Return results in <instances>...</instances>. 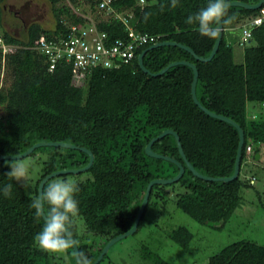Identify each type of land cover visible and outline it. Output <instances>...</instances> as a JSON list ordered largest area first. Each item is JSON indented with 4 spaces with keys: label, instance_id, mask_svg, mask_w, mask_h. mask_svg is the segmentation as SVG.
Wrapping results in <instances>:
<instances>
[{
    "label": "trees",
    "instance_id": "trees-1",
    "mask_svg": "<svg viewBox=\"0 0 264 264\" xmlns=\"http://www.w3.org/2000/svg\"><path fill=\"white\" fill-rule=\"evenodd\" d=\"M3 1L0 0V72L8 74L9 81L0 84L3 108L0 154L19 153L42 140L72 142L93 152L91 165L72 179L79 186V192L74 194L79 213L72 217L73 237L79 251H86L89 259L93 261L108 239L131 226L150 179L177 173L175 163L149 156L144 151L148 140L161 130L172 128L178 133L187 159L201 173L227 176L233 172L238 130L194 103L190 93L193 76L190 66L176 64L156 76L144 72L138 65L137 54L148 42L137 48L128 63L94 66L78 73L70 61L59 58L53 69L48 70L47 56L34 47L39 35L64 38L68 33L66 21L85 25L88 17L110 39L125 38L126 25L115 16L120 13L128 16L136 31L157 35V40L184 43L198 55L207 56L215 39L202 36L196 30L198 25H189L186 19L205 7L208 0H179L175 8L170 6V0H111V11L99 8L100 0H49L53 26L45 27L33 21L22 36L9 32L2 24ZM76 4H87V11L77 12ZM261 6L231 5L228 14L235 19L224 27L218 49L210 60L197 59L177 45H160L144 53L143 63L153 72L172 60L195 63L198 100L211 111L238 122L244 130V142L240 169L232 180H205L184 166L177 180L154 183L134 234L143 227L148 207L157 206L162 217L170 214L167 206H171L198 225L194 228L176 223L162 227L171 249L188 252L201 245L204 227L222 229L242 205V189L253 184L250 177L241 176L242 163L248 157L255 158V154L246 152V144H252L255 152H259L258 145H264V112L259 109L264 105V19L250 25V35L241 43L240 40L244 24L261 13ZM145 13L151 14L147 22L143 19ZM151 147L182 161L172 134L156 139ZM38 149L45 152L36 155ZM27 156L38 164L29 189L23 179L16 181L6 175L10 170L6 169L7 163L12 159H0V264H69L57 263L56 254L37 247L34 237L44 219L35 215L31 203L45 174L82 166L88 161V155L78 148L41 145L24 157ZM260 157L261 154L257 160ZM66 174L49 178L43 190L57 181V177L67 180ZM7 184H12L10 197H5L2 191ZM77 221L83 226L79 227ZM156 224L153 220L152 225ZM90 234L104 240L96 246L93 239L89 240ZM107 253H103L97 264H120L106 258ZM66 257L75 264L73 248L67 250ZM140 257L145 264H174L159 248L144 242L140 244ZM195 261L198 264H264V244L239 238L210 253H200Z\"/></svg>",
    "mask_w": 264,
    "mask_h": 264
},
{
    "label": "rangeland",
    "instance_id": "rangeland-1",
    "mask_svg": "<svg viewBox=\"0 0 264 264\" xmlns=\"http://www.w3.org/2000/svg\"><path fill=\"white\" fill-rule=\"evenodd\" d=\"M67 1L68 0H66V2ZM3 3L6 5V8H3L2 24L13 34L22 36V34L26 32V28L22 25L26 22L28 25L36 21L45 27H52L54 24L53 11L49 0H4ZM25 4H27V6H25ZM10 7H12V9ZM74 7L77 12L83 10L86 12L88 9L87 4H76ZM13 9L17 10L15 12L16 14L13 12ZM106 14H108V12ZM234 47L237 48L235 44ZM8 81V74L3 71L0 72V84H5ZM259 109L264 112V105L259 106ZM2 112L3 108L0 106V114ZM258 147V151L261 154L260 159L257 160L258 158L253 159L248 157L246 162L242 163L241 176L245 178L252 177V175L254 176L253 184L242 189L244 198L242 205L235 210L232 217L224 224L222 229L204 227V229H202L200 246H196L188 252L183 251L181 248L171 249L166 242L167 239H165L163 235V226H171L176 223H184L190 227H198V225L184 212L171 206H167L169 207L170 214L159 217L158 207L154 206L146 209L143 217V227H140L135 234H129L120 241L114 242V244L106 250L108 252L106 258L120 264H145L140 257V244L144 242L151 247L159 248L162 254L174 264H198L199 262L193 261L200 253H210L235 239L251 238L264 244V145H258ZM36 152V155H42L45 151H40V149H38ZM18 159L28 161L31 158L27 156ZM37 167L38 164L34 162L28 177L23 179L27 189L31 187ZM6 169L9 170L8 166H6ZM76 174L77 173H67L66 179L72 180ZM55 180L61 179L57 177ZM153 220H156V225H152ZM77 223L79 227L83 226L82 222L77 221ZM91 239H93L96 246L104 240L103 238L98 236L95 237L90 234L89 240ZM54 256V260L57 261V263L69 262V264H73L66 257V253L56 254Z\"/></svg>",
    "mask_w": 264,
    "mask_h": 264
},
{
    "label": "clouds",
    "instance_id": "clouds-1",
    "mask_svg": "<svg viewBox=\"0 0 264 264\" xmlns=\"http://www.w3.org/2000/svg\"><path fill=\"white\" fill-rule=\"evenodd\" d=\"M178 3L179 0H170L172 8L177 7ZM230 7L231 0H208L205 7L187 17L186 23L198 25L196 30L202 36L218 38L224 27L231 25L235 19L234 15L228 14ZM160 9L163 11V4L160 5ZM150 15V13L144 14L145 22ZM33 165L34 161L31 160H9L7 166L10 170L6 175L16 181L26 179ZM11 190L12 184L5 185L2 189L4 196L10 197ZM78 192L79 186L76 181L57 180L48 184L46 190H42L32 200L31 207L35 209V215L37 217L44 215V224L34 237L40 250L50 254H63L68 249L78 246L72 231V217L79 213L78 201L74 198V194ZM74 255L75 264H92V260L84 252L76 251Z\"/></svg>",
    "mask_w": 264,
    "mask_h": 264
},
{
    "label": "water",
    "instance_id": "water-1",
    "mask_svg": "<svg viewBox=\"0 0 264 264\" xmlns=\"http://www.w3.org/2000/svg\"><path fill=\"white\" fill-rule=\"evenodd\" d=\"M263 2H264V0H258L257 2H254V3L245 2V1H242V0H231V5H238V6H242V7H245V8H257V7L261 6V4ZM222 33H221V35L218 38H215L214 44H213V46H212V48H211V50H210V52H209V54L207 56L198 55L192 49V47H190V46H188V45H186L184 43L175 41V40H158L156 42H153V43L149 44L148 46L143 48L137 54V62H138V65L140 66V68L144 72H147V73H149L151 75H154V76L160 75L168 67L176 65V64H186V65L191 67L192 72H193V76H192V80H191V84H190V93H191V97H192L194 103L197 104L199 108L204 110L210 116H213L215 118H219V119L224 120L226 122H229L230 124L234 125L237 128V130H238L239 139H238V146H237L236 156H235V160H234L233 172L230 175H227V176H212V175H207V174L201 173L187 159V157H186V155L184 153V150L182 148L180 137H179L178 133L172 128H165V129L161 130L157 135L151 137L148 140V142L144 146V151L149 156L162 158V159H165V160H168L170 162L175 163L178 166L177 173L174 174L171 177H155V178L150 179L147 182L145 190H144V193H143V197H142L141 202L139 204V207H138V209L136 211V214H135V217H134V220H133L131 226L128 229H126L125 231H123V232H121L119 234H116L115 236H113L110 239H108L107 242L104 244L102 250L96 256V258L92 261V264H97L98 263V261L101 259L102 255H103V253L109 248V246L114 241H116V240H118L120 238H123V237H125V236H127L129 234H132L136 230L138 222H139V219H140V217H141V215H142V213L144 211L145 205H146V203L148 201V197H149V193H150L151 187H152V185L154 183L164 184V183H170V182H173V181L177 180L183 174L184 169H185L184 166H186L192 172L193 175H195V176H197L199 178L205 179V180L229 181V180L234 179L238 175V172H239V169H240L241 150H242V146H243V142H244V130L241 127V125L238 122H236L235 120H233L232 118H230V117H228L226 115L211 111L210 109L205 107L202 103H200V101L198 100V98L196 96V90H195L196 81H197V77H198V69L196 67V64L193 63L192 61H189V60H186V59L172 60L169 63H167L165 66H163L161 69H159L158 71H154L153 72V71H150L143 63V55H144V53L148 49L156 47V46H160V45H177V46H180V47L188 50L197 59L210 60L211 57L214 55V53L218 49V45L220 43V40H221V37H222ZM166 134H172L174 136L178 152H179L183 162L180 161L179 159H177L174 156H170V155H167V154L159 153V152H156V151H154L152 149V147H151L152 143L156 139H158V138H160V137H162V136H164ZM41 145H55V146L59 145V146L69 147V148H78V149L84 151L88 155V161L84 165L79 166V167L61 168V169L53 170V171L45 174L38 182L37 196L43 190L44 183L49 178H51V177H53L55 175H58V174H62V173H78L80 171H84L91 165V163L93 161V158H94L93 152L89 148H87L85 146H79V145H76L75 143L66 142V141H62V140H48V141H43L42 140V141L34 142L30 146H28L25 150H23V151H21L19 153H15V154L2 153V154H0V159H2V158H11V159L22 158V157L26 156L27 154H29L34 148H36L38 146H41ZM258 157H259V152H256L255 153V158H258ZM41 216L44 219V215L42 214ZM73 251H74V253L76 251H79L78 246L77 247L74 246Z\"/></svg>",
    "mask_w": 264,
    "mask_h": 264
},
{
    "label": "built area",
    "instance_id": "built-area-1",
    "mask_svg": "<svg viewBox=\"0 0 264 264\" xmlns=\"http://www.w3.org/2000/svg\"><path fill=\"white\" fill-rule=\"evenodd\" d=\"M143 2L144 0H140ZM111 0H100L99 8H111ZM260 14L253 16L242 28L241 41L250 35V25H257L264 19V5L260 7ZM126 25L125 38L110 39L108 33L98 29L93 19L88 17L85 25H77L66 21L68 33L64 38H49L44 34L38 36L34 47L47 56L48 70H52L59 58H65L72 63L73 70L82 73L94 66H112L122 62H130L136 55V50L148 42L157 41V35L136 31L128 22V16L115 13ZM131 15H129L130 17ZM2 39L0 38V44ZM246 152L255 154L252 144H246ZM249 181H254V176Z\"/></svg>",
    "mask_w": 264,
    "mask_h": 264
},
{
    "label": "flooded vegetation",
    "instance_id": "flooded-vegetation-1",
    "mask_svg": "<svg viewBox=\"0 0 264 264\" xmlns=\"http://www.w3.org/2000/svg\"><path fill=\"white\" fill-rule=\"evenodd\" d=\"M25 6H27V4H25ZM2 7H3V8H6V5L3 3V4H2ZM10 8L12 9V7H10ZM11 9H10V10H11ZM23 9H24V8H23ZM16 11H17V10H14V9H13V12H14V13H15ZM15 14H16V13H15ZM22 26H23L24 28H26V27H27V22L24 23V25H22Z\"/></svg>",
    "mask_w": 264,
    "mask_h": 264
},
{
    "label": "crops",
    "instance_id": "crops-1",
    "mask_svg": "<svg viewBox=\"0 0 264 264\" xmlns=\"http://www.w3.org/2000/svg\"><path fill=\"white\" fill-rule=\"evenodd\" d=\"M260 154V153H259Z\"/></svg>",
    "mask_w": 264,
    "mask_h": 264
}]
</instances>
